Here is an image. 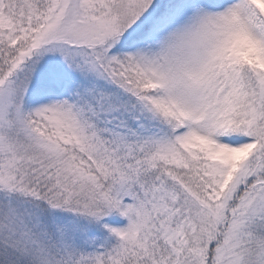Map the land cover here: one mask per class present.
I'll return each mask as SVG.
<instances>
[{"label": "snow or ice", "instance_id": "6c2138e0", "mask_svg": "<svg viewBox=\"0 0 264 264\" xmlns=\"http://www.w3.org/2000/svg\"><path fill=\"white\" fill-rule=\"evenodd\" d=\"M0 264H264V0H0Z\"/></svg>", "mask_w": 264, "mask_h": 264}]
</instances>
